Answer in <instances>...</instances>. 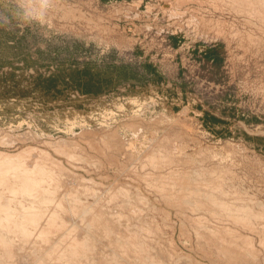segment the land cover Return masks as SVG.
<instances>
[{
	"label": "rangeland",
	"instance_id": "374dc122",
	"mask_svg": "<svg viewBox=\"0 0 264 264\" xmlns=\"http://www.w3.org/2000/svg\"><path fill=\"white\" fill-rule=\"evenodd\" d=\"M15 7L14 0H0V223L7 215L23 221L28 208L17 200L22 193L14 179L24 177L23 164L33 174L39 167L32 162L44 155L41 171L56 181L33 189L38 207L31 211L58 208L65 238L102 237L86 251L51 250L41 240L54 238H36L48 225L25 223L16 230L31 247L1 248L0 264L69 255L74 264H104L112 259L107 239L117 241L112 223L136 232L149 255L171 256V264H221L209 234L198 236L201 227L214 226L226 240L239 236L247 256L262 249L264 235L241 223L264 225V20L258 11L257 17L234 13L230 0H55L46 23L37 25L18 20ZM171 147L181 154L178 162L167 158ZM159 155L167 157L154 163ZM166 160L171 164L158 168ZM153 172L154 186L162 181L163 188L151 189ZM179 183L213 193L216 205L195 209V198L169 188ZM117 185L124 192L113 197L109 190ZM85 187L95 195L83 194ZM214 206L234 207L240 218ZM84 218L100 226L92 230ZM0 231L16 234L5 226ZM120 243L130 264L139 262L136 242ZM22 247L28 254H19Z\"/></svg>",
	"mask_w": 264,
	"mask_h": 264
},
{
	"label": "bare ground",
	"instance_id": "6f19581e",
	"mask_svg": "<svg viewBox=\"0 0 264 264\" xmlns=\"http://www.w3.org/2000/svg\"><path fill=\"white\" fill-rule=\"evenodd\" d=\"M230 2H231V6L233 7V12L236 10V11H239L240 13L241 12L244 14L246 13V15H248V16H249V13L254 15L256 12V17L260 13V16H258L257 18L260 17L261 20L262 19L264 20V0H230ZM232 7H231V9H232ZM234 8H235V10H234ZM251 12H253L254 14ZM162 142L165 144L170 143V141H167V142L162 141ZM94 148L98 149V147H94ZM172 148L173 147H171V149H170V153H169L168 157L164 156V155H159V157H155L153 159L154 163H158L157 159L165 160L166 157L172 158V159L173 158L177 159V162H178V160H180L179 157L181 156V154L180 153L179 154H171ZM42 157L39 158L38 162H32L33 164L34 163L36 164L35 166L39 167L38 169H36V171L33 174H31L30 171L27 170L28 166H25L23 164V165H21L20 169L22 170L24 177L14 179V183L19 184V189H17L16 191L19 193H22V195H20L17 198V200H19L18 202H24L25 201L26 202L25 206L28 209H26V208L22 209L21 206H17L19 209H22V211H23L22 212L23 221H21V222L14 221L15 216H8L7 215L4 217L3 222L5 224L0 223V226H5L6 229H8L9 231L13 230V232H15L16 234L12 233V234H14V236L10 237V236H6L2 231H0V249L2 248L1 251H3V252H12V250H15V249L17 250V248H15L17 246H15L14 244H16L20 247L21 245H19L18 243L23 244V246H24L25 243H23V242H25L26 240H30L29 238H27V236H24V233L16 230L18 228V226L25 225V223H27V224L35 225V227L39 228L40 224L45 223V225H48V227L44 228L43 234H41L40 236H37L36 238H38V239L47 238V237L54 238V239H51L50 241L47 239L41 240L42 242L48 244V246H45V247H47L46 249L50 248L51 250H53L56 247H67L68 249L72 250L73 252L75 249L77 251H86L87 247L89 246V242L95 241L102 236H98V237L91 236L89 238H88V236H83V240L81 241L80 240L81 238H75V236L72 233H69V235H67V237L65 238L61 234V232H63V230L67 229V228L64 225V222L61 221L62 220V215H61L62 212L60 210H58V208H55L54 211H52L51 209L44 210L42 213H39V214H36L33 211H31L35 208L34 206L38 207V205L36 204L35 199H34L35 197H34V195H32V194H34L33 189H39L40 190L42 187L45 188V186H50L51 184H53V182L56 181V176H49V174L47 176L43 175L41 170H45L44 168L46 165L45 166L43 165L44 163H42V161H41ZM45 158H47V157H45ZM145 159H148V160L152 159V153L145 154ZM43 162H46V161H43ZM177 162L175 164L178 165ZM179 163L182 165L181 162H179ZM52 164H53L54 168H58V170H60V172H62V175L60 177L67 178L69 176V173H67V174L64 173V171L62 170L61 166L58 163L54 162ZM52 164H51V166H52ZM168 164H171V162L166 160V162L159 164L158 168L166 167ZM9 165H5L4 167H7ZM59 175L60 174H58V177H59ZM157 178L158 177L156 176L155 172H153V174H151V176L147 178L149 180V183L151 184L150 187L153 190H154V188L155 189L163 188V187H161V185L163 184L162 181L159 185L154 186L153 182ZM39 180H44L43 186L38 184ZM65 181H66L65 179H62L61 184L65 183ZM87 181L90 182L91 179L86 180V182ZM198 182L199 183L202 182L201 179ZM91 183H92V181H91ZM92 184L94 185V183H92ZM86 187H85V190L83 191V194H85L87 196L90 190H86ZM119 187L120 186L117 185V186H115V188L112 187L113 189L111 188V191L109 190V193L111 194V196L114 197V195H112V192L115 194L118 193L120 195L123 194L124 191L122 192L119 189H117ZM53 188H56V186H54ZM169 188H171V190L174 193L177 192L176 193L177 196H183L184 194H187V196H189V197L192 196L193 198H195L196 199L195 201L197 202L195 209H200V210L203 209L204 210L205 208H211V207H208L209 205H212V204L216 205V201L214 199L213 193L210 194V192H208L209 195L203 196V195L197 193L196 188H194L190 185H187V184H183V183L172 184L169 186ZM87 189H89V188H87ZM78 190H80V189H78ZM92 192L93 191H90L91 194L95 195L94 194L95 191L93 193ZM101 196H100V198L102 199ZM177 198H179V197H177ZM169 199L170 200H176V197L174 198L173 196H170ZM179 199H181V198H179ZM181 202H184V200H182ZM223 205L226 206L227 202ZM256 205L259 206L260 202H256ZM46 208L48 209V207H46ZM49 208H51V207H49ZM213 209L228 210L230 212L229 214L231 215L232 220H234V221H237L240 218L236 214V209L234 207H228L226 209V207H224V206H223V208H219V207L214 206ZM7 210L8 209H3L2 211H7ZM80 211H81V208H80V210L79 209L77 210V217L75 216V219H80V217H82V214L80 213ZM69 212H71L73 214L74 210L70 209ZM45 218H48V220H45ZM66 218H68V217H66ZM84 219L86 220V226L87 227L89 226V228L92 230L97 229V227L100 226L99 223H91V222H88V220L86 218H84ZM241 223H242V227L244 229H247L248 231L254 233L255 235L257 234L258 238L263 237L264 225H261L260 227H258V229H253L251 227V223L247 219L241 220ZM112 225H116V228L118 229V230H114V233H115L114 238L117 239V241H115V243L109 244L112 241H114V239H111V237L109 239H107V243H108L107 246L111 249V252L108 253V255L111 256L112 259L103 261L104 264H130L131 263L130 259L124 257L125 252L123 250L124 249L123 244L120 243V241H127V240L136 242V246L141 248V249H138V252H136V257H137L139 262H137L135 264H171V262L173 261V258L171 256L166 257L163 260H161V256L159 255V252L154 253L152 251L151 255H149L148 251H144V248L140 247L139 244H137V233L136 232H130V230H127V229L121 227L119 224L112 223ZM37 228H33V229H37ZM201 228H202V230H201L202 233L198 232V236L203 234V233L209 234L208 239H209L210 243L215 245V246H212V248L215 250V253L218 251L221 252V254H217V257H216L217 262L219 260V263L221 261V264H260L259 263L260 257H264V242H261L262 243L261 244L262 249L254 250V253L252 255L247 256L244 253L245 250L242 249L243 244H240V237L239 236L235 237V236H233L234 234H232L228 238V240H226V239H222V235L219 233V230H217L214 226H213V228L210 227L208 230H206L204 227H201ZM51 232H53V235L50 234ZM83 232H82V234H83ZM98 234L105 236V233L102 231L98 232ZM204 240H205V238L203 239V241ZM100 241L101 240H99V242ZM102 241L100 242V244L102 243ZM53 243H55V244H53ZM212 244H210V245H212ZM27 245H26V248L31 247L30 245H28L29 247H27ZM209 249H211V248H209ZM19 250H20L19 254H21V252H22V255H23L24 254L23 247H22V249L20 248ZM33 250H34V248L32 249V251ZM153 250L158 251L155 248H153ZM262 250H263V252H262ZM42 251L40 249V253H42ZM112 251L115 252L114 256H112ZM213 251H211V253H213ZM48 252H50V250H46L45 254H48ZM208 252H210V251H208ZM29 253H31V252H29ZM34 253H36V252L34 251L32 254H34ZM25 254H28V253H25ZM32 254H31V256H32L31 258H33V256H34ZM39 254H38V256L37 255L36 256L41 257V255H39ZM101 255H103V254H100V256ZM132 255H133L132 251H129L128 256L131 257ZM17 256H18V253H17ZM43 256H46V255H43ZM69 256H70L69 258H68V256L66 258H58L54 262H50L48 257H42L41 260H39V261H40V264H74L72 262V255H69ZM225 256H227V258ZM85 257L86 258L92 257V253L91 254H89V253L85 254ZM33 259H36L35 256Z\"/></svg>",
	"mask_w": 264,
	"mask_h": 264
},
{
	"label": "clouds",
	"instance_id": "9594fccd",
	"mask_svg": "<svg viewBox=\"0 0 264 264\" xmlns=\"http://www.w3.org/2000/svg\"><path fill=\"white\" fill-rule=\"evenodd\" d=\"M15 17L24 23L43 25L50 10L55 7V0H14Z\"/></svg>",
	"mask_w": 264,
	"mask_h": 264
}]
</instances>
